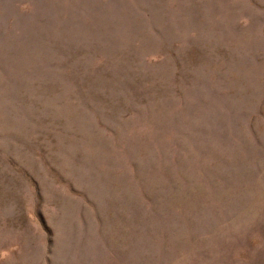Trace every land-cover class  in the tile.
Masks as SVG:
<instances>
[{
    "label": "rangeland",
    "instance_id": "obj_1",
    "mask_svg": "<svg viewBox=\"0 0 264 264\" xmlns=\"http://www.w3.org/2000/svg\"><path fill=\"white\" fill-rule=\"evenodd\" d=\"M0 264H264V0H0Z\"/></svg>",
    "mask_w": 264,
    "mask_h": 264
}]
</instances>
